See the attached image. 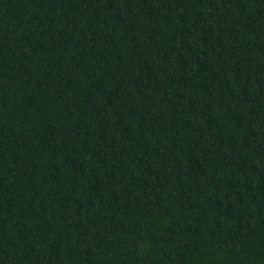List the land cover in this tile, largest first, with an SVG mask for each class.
Instances as JSON below:
<instances>
[{"label":"trees","instance_id":"1","mask_svg":"<svg viewBox=\"0 0 264 264\" xmlns=\"http://www.w3.org/2000/svg\"><path fill=\"white\" fill-rule=\"evenodd\" d=\"M0 264H264V0H0Z\"/></svg>","mask_w":264,"mask_h":264}]
</instances>
